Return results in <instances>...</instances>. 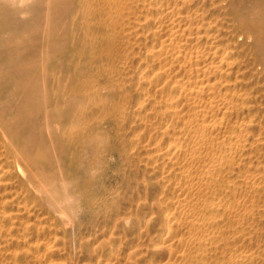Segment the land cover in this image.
I'll list each match as a JSON object with an SVG mask.
<instances>
[{
  "label": "bare ground",
  "instance_id": "6f19581e",
  "mask_svg": "<svg viewBox=\"0 0 264 264\" xmlns=\"http://www.w3.org/2000/svg\"><path fill=\"white\" fill-rule=\"evenodd\" d=\"M30 1L0 8L23 20ZM41 1L36 50L0 56V83H30L0 108L2 256L61 264L50 230L74 229L77 201L62 154L97 152L114 119L122 179L106 197L108 230L86 244L74 234L76 254L88 251L71 264H264V4ZM54 46L80 59L51 68ZM17 123L29 130L20 139Z\"/></svg>",
  "mask_w": 264,
  "mask_h": 264
},
{
  "label": "rangeland",
  "instance_id": "374dc122",
  "mask_svg": "<svg viewBox=\"0 0 264 264\" xmlns=\"http://www.w3.org/2000/svg\"><path fill=\"white\" fill-rule=\"evenodd\" d=\"M33 1H34V3H33ZM30 3H31V10H30L29 14H31V15L27 14V17L25 16L23 18V20H21L19 17H12V19L9 20V17L0 8L2 10V11L0 10V56L5 55L9 51L16 52L20 49L21 50L23 49L22 51H25V53H30V52H33L36 50V48L38 46V44H37L38 41L35 38L42 35V33H43V29H41L42 24L39 20L42 16L41 14H43L42 1L41 0H31ZM260 3L264 4V0L263 1L260 0ZM38 14L40 15V16H38L39 18L37 17ZM36 19L38 20V24H35V23H37ZM14 20H15V22H14ZM32 25L33 26L35 25L36 27L40 25L41 28L37 27V29H36L34 27L35 30H37V32L32 31V29H34ZM31 26H32V29H31ZM27 28H29V29H27ZM39 29H41V30H39ZM34 33H35V36L37 35L36 37L33 36ZM51 36H53V35H51ZM17 38H18V40H17ZM19 39L21 40L20 42H19ZM23 39L25 40V43H22L24 41ZM16 42H19V43L17 44ZM22 45H24V46L22 47ZM20 47H22V48H20ZM25 47H28V48H25ZM22 53H24V52H22ZM79 59L80 58L78 57V53L76 52V50L74 48L67 47L64 50H58L57 47L54 46L53 51L51 52V56H50V66H51V68H62L63 70H68L70 65L76 64ZM14 62L18 63V61H14ZM30 65L32 66V64H28L26 67L27 68L31 67ZM12 70H14V68ZM31 81H33V79ZM28 84H30V83H28ZM28 84L26 85L25 82H19L17 80H7V79L1 80V83H0L1 99L0 100L3 103L2 102L0 103V108L2 107L1 105H5L4 103H6V102L4 99L7 98L8 96H11V97L14 96L15 98H17L18 96L20 97L21 95H23L25 89L27 90L29 88ZM17 102L18 101H15V102H12V104H11V106L13 108H15L16 110L20 108V102H18V103ZM111 124H112V126H111ZM116 125L117 124H116V122H114V119H110L109 122H107L104 125V127L102 128V131L105 134V139L102 141L103 143L101 142L102 144L100 143V146L98 149V151L100 153L98 151L94 152L95 150L92 147H89L86 151L85 150L81 151V150L76 149V147L73 145H67L65 147V151L62 154V159L64 161V166H65V175H66L67 179L69 180L71 191L73 190L72 192L75 196L73 200L74 201L77 200L75 202H72L71 208H69V211H70L69 213L71 214L72 219L75 221V227H74V229L73 228L67 229L64 226H57L56 228H53V230L52 229L50 230V228H48L47 225H45V227H44V230L47 233L52 231V234H53L54 231H56V232L58 231L56 234L57 239L55 240L54 248H55V252H56L55 257H56L58 262H61V264H71L72 262H70V260L73 261V260H77L78 258L81 259L80 262L82 263L83 258L87 255L88 250L86 248L82 249L84 251V252H82V254L80 252H77V254H76L74 246H73V242H72L74 234L77 236L80 235L81 240H83V244H86V243H92L94 241L95 235L100 233V231L102 232V230H103V232L105 233L108 230L107 225L109 223L110 218H109V213L106 209L107 204H108V199H106V197L108 195L111 196V192H113V190H115V188L118 187V185L122 179V173H121L122 160H121V156H119L120 155V145H119V137H118L119 136L118 135V127H116ZM16 127L18 129L17 130V139L23 138L24 136L27 135L29 130H28V126L26 123H17ZM110 127H112V128H110ZM107 136H108V139L106 138ZM109 140H110V142H109ZM101 148H103V149H101ZM96 153L100 154V155H97ZM81 154H82V156H81ZM81 157H83V158H81ZM95 157L96 158L99 157L98 159L101 161H99V163H97V159ZM91 158H92V160H91ZM94 158L96 161L94 160ZM46 163L47 162L44 161V159L40 158L39 160H36L34 165L38 166V167L43 166V165L47 166ZM86 163L88 166H86ZM107 163H109V164H107ZM97 165H99V166H97ZM114 183L116 185L117 184L118 185L116 186ZM90 191H92V192H90ZM93 192L94 193L97 192L96 193L97 195L94 194ZM83 193L85 194V196ZM87 193H89V194H87ZM100 197H101V199H100ZM91 198H92V200H91L92 202L89 201V199H91ZM96 198H98V199H96ZM93 199L96 201H94ZM96 206H98V207H96ZM14 207L16 208V205ZM77 209H78V211H77ZM96 210H97V212H96ZM91 214H94V215H91ZM105 215H106V217H105ZM93 217H94V219L96 218L95 221H93L94 220ZM103 220L105 223L103 222ZM95 225L98 228L100 227V229H98ZM102 227H103V229H102ZM82 229H83V231H82ZM105 229H106V231H105ZM64 234H65V236H64ZM54 236H52V238ZM84 238L87 240H85ZM90 241H92V242H90ZM2 245L0 244V246H2ZM58 247H61V248L58 249ZM1 248L4 249V245ZM67 248H68V250H66ZM1 252H0V255L2 256ZM1 256H0V259H2L3 262H2V260H0V264H3V263L4 264L9 263L10 264V262L12 264H14L12 262L13 261L12 258L9 257V258L5 259V256H2L3 258H1ZM69 258H70V260H69ZM9 260H10V262H9ZM61 260L62 261L64 260L65 262L64 261L62 262ZM66 261H68V262H66Z\"/></svg>",
  "mask_w": 264,
  "mask_h": 264
}]
</instances>
